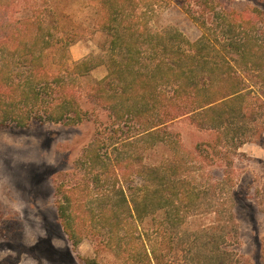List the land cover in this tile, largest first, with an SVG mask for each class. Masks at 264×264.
Returning <instances> with one entry per match:
<instances>
[{
  "label": "trees",
  "instance_id": "16d2710c",
  "mask_svg": "<svg viewBox=\"0 0 264 264\" xmlns=\"http://www.w3.org/2000/svg\"><path fill=\"white\" fill-rule=\"evenodd\" d=\"M55 1L0 0V126L83 122L81 82L104 66L87 95L124 134L96 138L78 160L87 179L55 188L64 233L78 242L76 227L94 226L99 243L125 255L123 264H170L169 253L180 251L184 264H229L230 192L216 199L214 186H202L193 162L199 148L187 152L169 127L186 117L217 140L244 133L240 67L256 71L264 59L256 23L200 0L211 20H197L203 33L191 41L152 25L158 0H89L107 42L68 66L67 50L80 36ZM206 213L212 223L189 228L188 219Z\"/></svg>",
  "mask_w": 264,
  "mask_h": 264
},
{
  "label": "rangeland",
  "instance_id": "374dc122",
  "mask_svg": "<svg viewBox=\"0 0 264 264\" xmlns=\"http://www.w3.org/2000/svg\"><path fill=\"white\" fill-rule=\"evenodd\" d=\"M158 2L160 12L152 25L176 28L191 41L203 33L197 20H211L209 15L203 16L200 0ZM216 2L230 18L256 23L258 38L264 44V0ZM54 5L70 14L80 36L67 50L66 64L71 66L99 53L107 36L96 29L98 6L89 0H56ZM240 68L247 98L242 102L244 133L233 140H217L214 131L200 129L186 117L177 119L169 129L187 152L194 154L195 147L199 148L193 162L201 168L202 186H214L216 199L226 198L230 192L231 201L226 202L233 213L234 229L225 248L231 255L229 264H264V59L256 71ZM105 75V67L99 66L82 80L80 102L85 120L77 125L32 121L25 127L11 123L0 126V264L124 263V254L117 257L99 243V235L93 236L98 232L94 226L78 225L76 231L83 232L81 240L71 239L64 233L54 207L55 188L67 189L87 179L85 169L78 164L85 149L96 138L124 135L111 126L107 112L87 95V84ZM213 220V214L206 213L188 219V224L190 229H198ZM169 254L170 264H184L182 251Z\"/></svg>",
  "mask_w": 264,
  "mask_h": 264
}]
</instances>
